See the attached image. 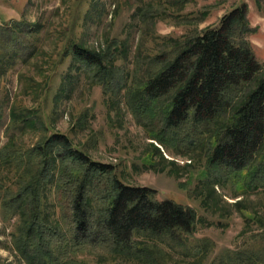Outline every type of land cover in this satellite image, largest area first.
Returning a JSON list of instances; mask_svg holds the SVG:
<instances>
[{
    "label": "rangeland",
    "instance_id": "374dc122",
    "mask_svg": "<svg viewBox=\"0 0 264 264\" xmlns=\"http://www.w3.org/2000/svg\"><path fill=\"white\" fill-rule=\"evenodd\" d=\"M183 1L0 0L6 34L18 23L40 27L27 40L17 36L16 43L2 40L0 30V55L13 45L25 54L0 73V149L12 142L6 136L9 108H38L50 133L66 135L93 161L115 166L125 185L150 188L154 200L190 208L197 219L193 232L176 242L139 233L124 249L100 243L60 253L54 241L51 263L264 264V192L247 191L244 172L235 184L209 169V133L199 131L186 146L187 130L180 131L179 143L166 149L153 140L161 124H141L127 102L128 91L153 77L182 43L217 26L241 3L251 29L246 39L264 73V0ZM73 42L89 52L110 53L107 63L117 77L107 89L94 70H77L70 66L76 62L62 56ZM38 137L27 130L13 140L26 149ZM13 172L0 167V264H28L12 240L19 217L5 215L1 204L2 190L16 189ZM47 197L55 201L52 192ZM53 211L50 223L57 222L67 236L58 208Z\"/></svg>",
    "mask_w": 264,
    "mask_h": 264
},
{
    "label": "trees",
    "instance_id": "16d2710c",
    "mask_svg": "<svg viewBox=\"0 0 264 264\" xmlns=\"http://www.w3.org/2000/svg\"><path fill=\"white\" fill-rule=\"evenodd\" d=\"M246 15L241 3L217 26L186 40L153 77L128 91L127 102L141 124H161L153 140L166 149L179 143L180 131L187 130L186 146L193 145L199 131L209 133V169L235 184L244 172L246 190L264 192V73L246 39L251 30ZM19 25L9 34L0 27L2 40L10 37L16 43L17 36L27 40L40 31ZM9 48L0 55V73L25 55L16 45ZM109 54L73 42L62 56L76 62L70 66L77 70H94L107 89L117 77L107 63ZM6 128L12 142L0 149V167L14 171L16 189L2 190L1 204L5 215L19 217L12 240L28 264H54V241L60 253L100 243L124 249L139 233L176 242L193 232L197 219L190 208L156 201L150 188L125 185L115 166L93 161L66 135L50 133L38 108L12 105ZM27 130L39 137L25 149L13 138ZM51 192L54 202L47 201ZM56 208L67 236L57 222L50 223L49 212L55 215Z\"/></svg>",
    "mask_w": 264,
    "mask_h": 264
}]
</instances>
